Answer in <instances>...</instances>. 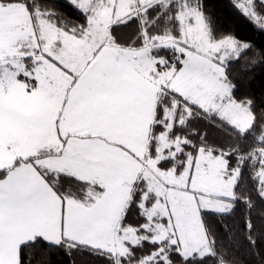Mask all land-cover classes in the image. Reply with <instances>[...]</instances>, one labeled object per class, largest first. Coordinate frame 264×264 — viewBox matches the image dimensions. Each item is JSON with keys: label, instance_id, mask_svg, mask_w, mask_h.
<instances>
[{"label": "snow or ice", "instance_id": "snow-or-ice-1", "mask_svg": "<svg viewBox=\"0 0 264 264\" xmlns=\"http://www.w3.org/2000/svg\"><path fill=\"white\" fill-rule=\"evenodd\" d=\"M69 3L83 23L0 0V264H32L37 246L105 264H239L205 214L264 204V107L235 97L230 72L253 43L218 34L202 0ZM238 7L264 32V0ZM193 119L219 122L227 146ZM245 165L254 196L237 192ZM133 209L143 223H127ZM243 224L252 248L256 224Z\"/></svg>", "mask_w": 264, "mask_h": 264}, {"label": "trees", "instance_id": "trees-1", "mask_svg": "<svg viewBox=\"0 0 264 264\" xmlns=\"http://www.w3.org/2000/svg\"><path fill=\"white\" fill-rule=\"evenodd\" d=\"M240 0H202L205 13L212 23L222 34L229 31L238 36L239 39L250 41L254 47L251 51L245 52L238 63H233L230 68L233 83L237 85L234 93L239 99L254 98L257 108L264 107V64L259 60L258 53L264 47V32L242 15V10L238 7ZM44 7L51 9L58 14L61 23H68L69 27L83 23V17L69 3V0H43ZM135 25L119 29L122 36H127L134 31ZM166 54V53H162ZM251 61H256L252 63ZM192 128L201 133H208L209 143L217 146L228 143V131H222L219 122L215 125L207 120L193 119ZM198 139V138H197ZM245 148L256 146L249 139L244 142ZM235 166V158H233ZM170 166V165H169ZM251 168L245 165L244 178L237 188V192L254 194L255 183L249 179ZM255 208L251 211L241 202L236 205L235 211L228 216H219L209 212L205 214V219L220 237L221 244H227L231 249L230 255L239 261V264H264V235L261 229L264 227V204L254 200ZM251 217L256 224L257 245L250 248L244 241L245 229L243 221ZM143 223L137 215L135 209L129 214L127 223ZM152 250V245L145 244L143 248L136 250L135 255L140 257ZM26 259L32 264H105L101 258L89 255L86 251L80 250L74 253H66L61 250H51L37 246L26 250ZM207 264H213L211 260Z\"/></svg>", "mask_w": 264, "mask_h": 264}, {"label": "rangeland", "instance_id": "rangeland-1", "mask_svg": "<svg viewBox=\"0 0 264 264\" xmlns=\"http://www.w3.org/2000/svg\"><path fill=\"white\" fill-rule=\"evenodd\" d=\"M241 3H244V0H240V1L238 2V5L241 4Z\"/></svg>", "mask_w": 264, "mask_h": 264}]
</instances>
